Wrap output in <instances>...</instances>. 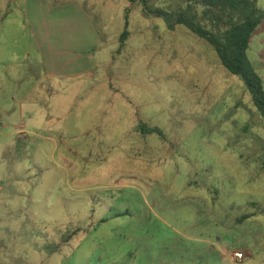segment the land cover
<instances>
[{
	"label": "rangeland",
	"instance_id": "374dc122",
	"mask_svg": "<svg viewBox=\"0 0 264 264\" xmlns=\"http://www.w3.org/2000/svg\"><path fill=\"white\" fill-rule=\"evenodd\" d=\"M27 1L0 0V10ZM45 1L78 6L96 31L81 52L93 76L38 92L41 127L21 125L10 153L0 136V264H264V120L243 81L202 39L167 31L137 3ZM21 15L12 34L22 54ZM247 58L264 87V23ZM235 251L250 257L235 262Z\"/></svg>",
	"mask_w": 264,
	"mask_h": 264
},
{
	"label": "crops",
	"instance_id": "0c3cea01",
	"mask_svg": "<svg viewBox=\"0 0 264 264\" xmlns=\"http://www.w3.org/2000/svg\"><path fill=\"white\" fill-rule=\"evenodd\" d=\"M19 14L29 30L22 54L15 51L12 34ZM86 19L78 6L61 10L45 0H28L24 8L17 7L16 13L0 10V136L7 140L5 153H10L14 141H20L16 136L21 125L25 131L41 127L37 124L45 118L46 101H37L38 92L49 96L50 84L68 76L77 80L82 74L93 76L92 65L81 52L94 47L99 38L90 22L86 23L91 28L86 29ZM70 22L74 24L71 29ZM6 82L10 88L7 92ZM244 253L241 263L250 257Z\"/></svg>",
	"mask_w": 264,
	"mask_h": 264
},
{
	"label": "trees",
	"instance_id": "16d2710c",
	"mask_svg": "<svg viewBox=\"0 0 264 264\" xmlns=\"http://www.w3.org/2000/svg\"><path fill=\"white\" fill-rule=\"evenodd\" d=\"M125 1L137 3L145 14L162 19L167 31L183 26L211 46L223 69L243 81L254 107L264 120V87L247 58L252 36L264 23V10L257 7L256 0H185V6L176 10L151 6L147 0ZM128 11L125 10L124 29L119 34V50L129 36ZM147 133L161 135L156 128Z\"/></svg>",
	"mask_w": 264,
	"mask_h": 264
},
{
	"label": "built area",
	"instance_id": "2783aa9c",
	"mask_svg": "<svg viewBox=\"0 0 264 264\" xmlns=\"http://www.w3.org/2000/svg\"><path fill=\"white\" fill-rule=\"evenodd\" d=\"M231 257L235 262H242L245 259V254L243 252L235 251Z\"/></svg>",
	"mask_w": 264,
	"mask_h": 264
}]
</instances>
